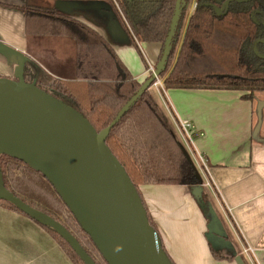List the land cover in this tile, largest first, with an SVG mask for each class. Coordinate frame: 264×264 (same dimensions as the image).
<instances>
[{"label":"trees","instance_id":"obj_1","mask_svg":"<svg viewBox=\"0 0 264 264\" xmlns=\"http://www.w3.org/2000/svg\"><path fill=\"white\" fill-rule=\"evenodd\" d=\"M63 1L107 4L136 49L137 44L142 43L160 46V61L177 0ZM225 1L180 0L168 54L158 74L165 91H238L242 93L241 98L248 101H252L255 93H264V59L253 52L255 46L259 55H264V0L242 4L232 2L227 13L220 16L207 6L220 8ZM20 10L26 17L28 38L58 42L57 46L61 45L70 57L66 67L48 66V70L29 59L22 66L23 82L35 85L73 109L96 133L108 128L143 83L130 74L98 32L60 13L54 1L42 4L27 0ZM37 47L40 43L28 44L27 50L33 58L36 57L34 49ZM68 65L73 76L62 77L60 74H67ZM153 84L154 81L110 128L105 145L130 179L146 211L149 225L159 237L139 193L140 185H183L192 192L200 188L199 196H195L197 204L206 217L211 210L202 180L177 139L171 121L158 104L152 92ZM172 118L177 123L173 115ZM0 169L6 191L62 226L94 264H108L41 172L22 160L4 154L0 155ZM0 206L32 219L50 233L73 264H84L72 247L50 227L5 199H0ZM161 249L164 252L162 243ZM212 255L218 260L233 259L222 257L214 250Z\"/></svg>","mask_w":264,"mask_h":264},{"label":"crops","instance_id":"obj_2","mask_svg":"<svg viewBox=\"0 0 264 264\" xmlns=\"http://www.w3.org/2000/svg\"><path fill=\"white\" fill-rule=\"evenodd\" d=\"M26 2L0 0V74L8 77L16 78L22 72L19 60L22 64L33 60L48 70V66L66 67L70 59L58 42L39 39L40 47L34 49L36 57L30 56L26 17L20 10ZM78 3L83 2L72 3L69 11L59 12L98 32L133 69L129 56L134 46L107 29L114 21L102 23L101 19L93 24ZM86 4L102 10L101 3ZM146 45L152 59H144V70L133 76L140 83L147 79L148 66L154 65L160 52L158 44ZM154 88L162 94V101L156 100L163 112L172 114L177 122H187L195 134L191 160L197 171L198 155L206 161L208 173L200 174L207 177L211 188L204 191L212 214L215 211L220 217L225 237L237 253L243 249L245 264H264V93L248 101L238 91L174 89L163 94ZM138 190L172 264H236L237 255L218 253L232 260L213 257L212 250L216 249L208 235L210 218L203 214L187 186L140 185ZM229 246H224L228 253L232 252ZM0 264L73 263L43 227L0 206Z\"/></svg>","mask_w":264,"mask_h":264},{"label":"water","instance_id":"obj_3","mask_svg":"<svg viewBox=\"0 0 264 264\" xmlns=\"http://www.w3.org/2000/svg\"><path fill=\"white\" fill-rule=\"evenodd\" d=\"M250 1L253 0H226L220 8L207 6H211L215 14L220 16L227 13L230 3L242 4ZM72 3L75 2L58 1L55 8L60 12H67L72 8ZM179 5L180 0H177L173 23L155 73L111 125L99 133L73 109L35 85L24 83L21 73L18 74L17 81L0 79V155L22 160L48 179L108 264L111 263L103 253L101 244L114 252L119 264H172L161 249L158 235L149 225L146 211L135 188L120 163L106 147L105 140L110 128L128 106L158 77L168 54ZM109 31L115 37L129 41L116 19ZM253 52L264 59V55H259L255 46ZM18 66H23L22 60H19ZM20 155L36 158L48 164L50 169L61 167V174H52L35 167ZM187 157L191 162L188 154ZM195 171L199 176L196 168ZM199 178L201 180L200 176ZM200 191V188H195L192 193L197 197ZM63 192L67 193L70 200L75 201L73 204L77 210ZM0 199L11 202L33 219L54 230L72 247L84 264H94L62 226L5 190L1 169ZM79 211L87 213L82 215L99 227L103 238L84 227ZM234 260L236 264H244L238 256Z\"/></svg>","mask_w":264,"mask_h":264},{"label":"rangeland","instance_id":"obj_4","mask_svg":"<svg viewBox=\"0 0 264 264\" xmlns=\"http://www.w3.org/2000/svg\"><path fill=\"white\" fill-rule=\"evenodd\" d=\"M35 1L37 3H42V4H50V3H52L54 1L55 4H56V2L63 1V0H35ZM101 4H102V7H101L102 10H99V8H95L94 9V8L90 7V5H88L86 3H78L77 5L80 8L83 9V13L90 18L89 21L91 23H93V24L97 23L98 21H101V19H102V21H101L102 23H108L110 21L111 22L112 21L115 22L114 15L109 10V7L107 6V4H105V3H101ZM107 29L110 30V26ZM37 43H38V39H34L33 37H29L28 38V44L29 45H33V44H37ZM146 46L147 45L146 44H143V43L142 44H137V49L134 47L133 48L134 51L131 50V52H130L131 55L129 56V59H130V63L132 64L133 69H131L128 65H126L125 63L122 62L123 64H125V67L128 69V71L130 72V74L132 76L139 75L144 70V67H145L144 66V61H149V59L150 60L152 59L151 58V55H150V53H149V51H148V49H147ZM159 56H160V52L158 54L157 61L153 65V67H155L154 70H156L157 65L159 64L158 63L159 62ZM149 74H151V73H149ZM52 75L54 77L56 76V74H52ZM61 76L62 77H65V78H71L73 76V73H70V74H61ZM150 77H151V75H150ZM0 79H8V80H11V81H16V80H18V77L16 76V78H13V76L8 77L6 75L0 74ZM147 80H145L143 82V85H144V83ZM152 92L155 94V96H156L157 99H159L160 101H162V94L156 88L153 87L152 88ZM256 94L257 93H255L254 96ZM167 116H168L169 120L171 121V123L173 125V128H174V131L176 133L177 139L182 144V146L184 147V149H185L186 153L189 155V157H192V152L189 149V147L185 144V142L183 141V138H182V136L180 134V131L178 129V124L174 122V119L172 118V114L167 115ZM198 172H199V176L201 177V180H202V187L207 192V190L211 188V184L209 183V180L207 179V177L202 176L200 174V170H198ZM192 195H193V193H192ZM193 197L195 198L194 195H193ZM207 216H208V218H210L209 219L210 229L208 231L209 240L212 242L213 246L217 250V251L216 250L215 251L217 253H219V254L221 253L222 255H227V254H229V256L237 255L240 258H241V255H242L244 257L243 249L240 251V254L237 253V251L233 247V243L228 239V237H225V233L222 230V227L223 226H222V223H221V220H220L219 215H217L215 213V211H213V214H212L211 211L210 212L208 211V215ZM218 243H222L223 247H220ZM225 245H227V246H229V245L231 246L232 245V247H231L232 252L228 253L227 252L228 250L225 249V247H224ZM96 260L98 262H100V259L99 258H96ZM244 264H245V262H244Z\"/></svg>","mask_w":264,"mask_h":264},{"label":"bare ground","instance_id":"obj_5","mask_svg":"<svg viewBox=\"0 0 264 264\" xmlns=\"http://www.w3.org/2000/svg\"><path fill=\"white\" fill-rule=\"evenodd\" d=\"M22 156L28 163H30L31 165L38 167V168H42L45 169L46 171L52 173V174H61L60 169L61 167H56L54 169H50L48 164L37 160L36 158L27 156V155H20ZM65 193V192H63ZM65 198H67L70 201V204L72 205L73 208H75L76 210L78 209L76 206H74L73 204V199H69L67 193L64 194ZM75 202V201H74ZM80 212V219L84 225L85 228H87L89 231L93 232V233H97L101 238H103L102 232L99 229V227H97L95 224H92L88 221V217L87 216H83V213H86L85 211ZM87 214V213H86ZM101 249L103 251V253L106 255V257L109 259L111 264H119L114 252L112 250H110V248L104 244H101Z\"/></svg>","mask_w":264,"mask_h":264},{"label":"built area","instance_id":"obj_6","mask_svg":"<svg viewBox=\"0 0 264 264\" xmlns=\"http://www.w3.org/2000/svg\"><path fill=\"white\" fill-rule=\"evenodd\" d=\"M148 73H151V75L155 73L154 67L152 65L148 66ZM153 86L158 87L162 91L163 94L165 93V90L163 89V86H162V82L159 80L157 76L154 79ZM177 123H178V129L183 138V141L190 149V146H192V143H193V139L195 138V134L192 132V129L187 122L181 121ZM198 161L200 163V165L198 163L200 172L208 173V167H207L206 161L201 155H198ZM248 250L251 252L253 251L251 248H249Z\"/></svg>","mask_w":264,"mask_h":264}]
</instances>
